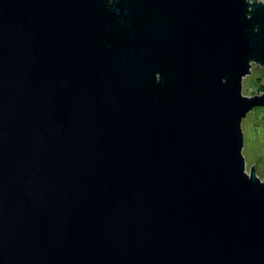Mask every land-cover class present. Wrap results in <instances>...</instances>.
<instances>
[{"label": "water", "instance_id": "obj_1", "mask_svg": "<svg viewBox=\"0 0 264 264\" xmlns=\"http://www.w3.org/2000/svg\"><path fill=\"white\" fill-rule=\"evenodd\" d=\"M253 62L264 0H0V264H264Z\"/></svg>", "mask_w": 264, "mask_h": 264}, {"label": "rangeland", "instance_id": "obj_2", "mask_svg": "<svg viewBox=\"0 0 264 264\" xmlns=\"http://www.w3.org/2000/svg\"><path fill=\"white\" fill-rule=\"evenodd\" d=\"M264 91V65L253 62L251 74L243 79V94L253 96ZM245 143L243 154L247 170L254 166L264 179V107L257 106L247 113L242 122Z\"/></svg>", "mask_w": 264, "mask_h": 264}]
</instances>
